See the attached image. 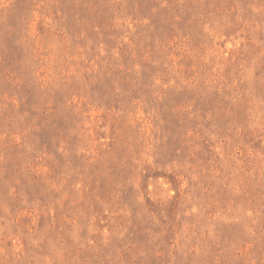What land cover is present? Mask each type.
I'll return each instance as SVG.
<instances>
[{
    "label": "rangeland",
    "instance_id": "obj_1",
    "mask_svg": "<svg viewBox=\"0 0 264 264\" xmlns=\"http://www.w3.org/2000/svg\"><path fill=\"white\" fill-rule=\"evenodd\" d=\"M0 264H264V0H0Z\"/></svg>",
    "mask_w": 264,
    "mask_h": 264
}]
</instances>
